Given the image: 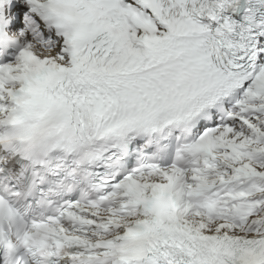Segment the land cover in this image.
<instances>
[{
  "label": "snow or ice",
  "instance_id": "snow-or-ice-1",
  "mask_svg": "<svg viewBox=\"0 0 264 264\" xmlns=\"http://www.w3.org/2000/svg\"><path fill=\"white\" fill-rule=\"evenodd\" d=\"M0 264H264V0H0Z\"/></svg>",
  "mask_w": 264,
  "mask_h": 264
}]
</instances>
